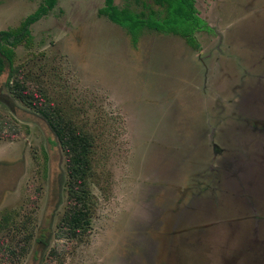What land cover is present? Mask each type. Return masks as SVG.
<instances>
[{
  "label": "rangeland",
  "instance_id": "obj_1",
  "mask_svg": "<svg viewBox=\"0 0 264 264\" xmlns=\"http://www.w3.org/2000/svg\"><path fill=\"white\" fill-rule=\"evenodd\" d=\"M196 2L213 27L200 52L148 29L134 45L99 15L104 0H60L31 27L14 68L89 140L90 225L64 226L66 153L7 69L0 264H264V0ZM41 3L0 0V32Z\"/></svg>",
  "mask_w": 264,
  "mask_h": 264
},
{
  "label": "trees",
  "instance_id": "obj_2",
  "mask_svg": "<svg viewBox=\"0 0 264 264\" xmlns=\"http://www.w3.org/2000/svg\"><path fill=\"white\" fill-rule=\"evenodd\" d=\"M59 1L42 0L39 8L19 27L0 32V77L9 69L11 81L8 89L14 99L34 106L33 108L47 121L66 153L68 173L71 179L72 207L64 219V226L70 231L71 237H76L79 232L90 225L91 201L85 183L90 149L89 140L65 118L60 110L48 108L40 103L39 97L41 96L37 97L31 87L27 86L21 70L14 68L15 49L32 42L31 27L50 15L58 6ZM153 3L160 10L149 8V5L144 2L143 6L146 10L147 8L150 10L148 14H145L136 13L127 8L120 9L116 6L115 0H105V7L99 11V15L125 29L134 45L138 43L141 33L148 29L161 34L178 36L184 39L192 49L200 48L196 33L206 31L208 27L199 16L195 0H153ZM4 124L11 125V122L6 119L0 120V137H6ZM39 241H42V238ZM25 253L26 251L23 250L22 254Z\"/></svg>",
  "mask_w": 264,
  "mask_h": 264
},
{
  "label": "flooded vegetation",
  "instance_id": "obj_3",
  "mask_svg": "<svg viewBox=\"0 0 264 264\" xmlns=\"http://www.w3.org/2000/svg\"><path fill=\"white\" fill-rule=\"evenodd\" d=\"M116 1V0H115ZM195 3H197L196 2V0H195ZM59 4V3H58ZM115 4H116V2H115ZM155 5V4H154ZM117 6V5H116ZM104 7H105V0H104ZM103 7V8H104ZM196 8H197V5H196ZM145 10H146V8H144ZM147 10L149 11V9L147 8ZM197 10H198V8H197ZM198 13H199V16H200V18L206 23V25H207V27H208V30H203V31H199V32H197L196 33V37H197V34H199L200 32H206V33H212L213 32V27L212 26H210V24L206 21V19H204L203 17H201V14H200V12H199V10H198ZM197 39H198V37H197ZM198 42H199V45H200V48L199 49H197V50H195V51H197V52H200L201 50H202V44L200 43V41L198 40Z\"/></svg>",
  "mask_w": 264,
  "mask_h": 264
}]
</instances>
